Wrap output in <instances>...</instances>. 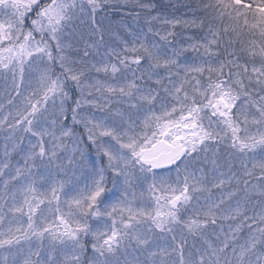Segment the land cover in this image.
Listing matches in <instances>:
<instances>
[{"label":"snow or ice","instance_id":"snow-or-ice-1","mask_svg":"<svg viewBox=\"0 0 264 264\" xmlns=\"http://www.w3.org/2000/svg\"><path fill=\"white\" fill-rule=\"evenodd\" d=\"M112 6L0 0V77L11 78L6 102L16 108L0 119L10 142L0 158V264H264V0H201L192 19L153 16V4L136 0L147 31L129 28L95 62L102 34L91 43L81 34L82 56L65 43ZM177 28L195 31L181 41ZM72 87L104 115L81 116L75 101L87 143L74 140L69 155ZM91 149L98 160L86 161ZM201 153L211 168L197 175L188 162ZM171 166L174 182L162 175ZM218 219L234 227L210 242ZM130 247L144 259L129 260Z\"/></svg>","mask_w":264,"mask_h":264},{"label":"rangeland","instance_id":"rangeland-1","mask_svg":"<svg viewBox=\"0 0 264 264\" xmlns=\"http://www.w3.org/2000/svg\"><path fill=\"white\" fill-rule=\"evenodd\" d=\"M247 1V0H246ZM109 3L111 5H113L112 7H108L105 8L103 10H101L97 16H96V24L93 25L91 23V21L86 20L84 23H79L77 24L76 27V32L74 34V41H80V37L81 34L83 35V39L85 41H88L89 43H91L93 40L94 41H100V37L101 34L103 35V42L104 44L102 45V43L99 45V54L97 56H93L91 57L92 62H95V59H98L101 55L103 56L105 51L113 48V47H117L120 44V41L117 39V37L119 36L120 38H130L128 36V29L131 28L133 30H139L140 27H144V30L147 31L146 26L144 25V20L143 18L137 20L135 19V14L137 11H139L138 8L134 7L133 5H135L136 0H109ZM131 7H134V12L133 14L129 11L131 9ZM106 9L109 10V12H106ZM152 15L153 16H159L162 19H173L175 17H171V16H166L163 14H155L152 11ZM113 16H117L119 18V20L117 18H114ZM133 16V18H132ZM104 18H107L110 22L114 19L113 22H115L114 24H111V27H106V23L103 22L101 23V20ZM176 18H182V19H192L190 17L184 18V17H176ZM117 19V20H115ZM139 21V22H137ZM109 22V24H110ZM100 26H104L105 30L104 31H97L94 35L92 34V30L93 28H98L100 29ZM170 27V26H169ZM157 30L161 31V34H163V25L158 23L156 25ZM111 29L110 32H107ZM102 30V29H101ZM176 31L179 33L177 39L178 40H186L188 36H190L195 29H179L177 28ZM107 33V35L105 34ZM66 35H68V33H66ZM105 36V37H104ZM107 37H109V39H106ZM71 40V42L73 41L72 36H69V40H66L65 43H68ZM83 44V43H81ZM79 49H83L84 45L81 46H76ZM70 51V50H68ZM101 54V55H100ZM194 55V54H192ZM78 60V59H77ZM226 71V70H225ZM59 72L58 66H57V73ZM11 79L9 78L7 81H5L4 78L0 77V103L3 104V107L0 108V119H2L4 116L8 115L9 112H15L16 108H14L12 105L7 104L6 102V93L8 92V89L11 87L10 84H8V87L5 86L6 82H10ZM205 82H206V77H205ZM11 90V88L9 89ZM31 91V89H26L24 94L27 95L29 92ZM68 94H69V98L65 103V109L67 112V119L63 121L64 124H66L69 128H72L75 135L73 137H69L65 139L66 144L68 145V149L69 152L68 154L71 155V149L75 146L73 144L74 140H81L84 143H87V131L85 130L83 124H74L72 121V111L71 109L73 107H76L75 101L77 99H81L82 100V104H81V108L77 109L78 113L81 116H91V115H95L97 117L103 116L104 112L101 111L100 108L95 107L94 104H87V103H83V98L81 97V94L79 92V90H77L76 88L72 87L68 89ZM85 96L87 97V93H85ZM88 99H91V97H87ZM99 103H103V100L98 101ZM14 103H16L18 106L22 107L23 105L20 103V101H15ZM60 101L57 100L56 104L59 105ZM239 103V101H238ZM123 107L127 108V105H124ZM159 107V105H157V108ZM49 110H52V106L51 103H49ZM6 135H7V130L6 129H0V158L3 157L4 154V146L5 143H9L8 141H6ZM23 135L24 139H23V143L21 144V147L23 148H27L28 147V139H29V135L28 134H21ZM81 147L84 146V144L82 143L80 145ZM196 154H193V156L195 157ZM221 155V163H223L224 161L228 160L229 157L227 156V153L224 151H221L220 153ZM13 156V162L15 163L16 161H18L20 159V155L17 152H13L12 153ZM92 160H98V158L96 157L95 154V150L91 149L89 151L86 152V161H92ZM189 167H188V171H192V172H196L197 175H199V169H209L211 168V165L204 159V154L201 153L198 159H193L190 158L189 159ZM236 163V169H239V162H235ZM250 166V165H249ZM85 170H86V165H85ZM226 170V169H224ZM78 174L80 172V170H77ZM162 175H164L165 177H169L171 179V181H175L176 177H177V171L176 168L169 170V171H164L162 172ZM183 179V166H181V180ZM111 186V185H109ZM145 189L147 188V185L144 186ZM242 187V185H241ZM217 195H219V193H217ZM256 194H254L255 196ZM203 202V201H201ZM248 215H252L251 210H249ZM90 223L92 224V227L95 228H100L101 230H103V224H98L94 221H90ZM230 225L234 227V223L232 220L229 219H224V220H219L217 221L216 225H213L211 227H209L208 231L210 234V242L214 241L216 238V235H219L221 238H223L225 233H229V228ZM212 233H215V235H212ZM230 234V233H229ZM248 233H247V229H241V232L238 234V239H237V246L244 244L245 239L247 238ZM93 237L91 235L85 236L83 237V242L85 244L86 247V252H85V256L86 257H90L92 255V251H91V242H92ZM170 240V237H169ZM161 243H164V241H161ZM203 243L202 240H200L199 238L197 239H193L192 237H188V244L189 246L195 244L196 247H200V245ZM123 255H121V259H123ZM126 255L128 256V259L131 260L133 259V257L138 256L141 260L144 259V256L139 253L138 251H135L133 248H129L127 250Z\"/></svg>","mask_w":264,"mask_h":264},{"label":"trees","instance_id":"trees-1","mask_svg":"<svg viewBox=\"0 0 264 264\" xmlns=\"http://www.w3.org/2000/svg\"><path fill=\"white\" fill-rule=\"evenodd\" d=\"M143 2L153 4L155 7L153 8L152 11L155 14H163V15L171 16V17H175V18L176 17H184V18L190 17V18H193V12L194 11H198L195 8V6L197 4H199V3H201V0H143ZM245 2H247V1L245 0ZM129 11L132 14L134 12H136V11H134V7H131V9ZM106 12L108 13L109 10L106 9ZM113 17L114 18H117L119 20V18L117 16H113ZM132 18H133V16H132ZM117 19H115V20H117ZM113 21H114V19L110 22L107 18H104V20L103 19L101 20V23L105 22L106 23L105 24L106 27L109 28V27H111V24H114L115 23ZM109 22H110V24H109ZM137 22H139V21H137ZM100 29H102V31L105 30L104 26H100ZM110 31H111V29L109 31H107V32H110ZM105 34L107 35V33H105ZM106 39H109V37H107ZM76 41H74V39L72 41V43L75 46H81V45H83V44H81L83 42H80L79 44H77ZM103 44H104V42H102V45ZM80 50H81L80 51V55L82 56L83 49H80ZM70 51H73V50H70ZM73 55H74V58L75 59H79L80 58V56H76L75 55L74 51H73ZM8 84H10V86H11V83L10 82H6L5 86L8 87ZM9 89H8V91H10ZM12 95L13 96H16V93L13 92Z\"/></svg>","mask_w":264,"mask_h":264},{"label":"water","instance_id":"water-1","mask_svg":"<svg viewBox=\"0 0 264 264\" xmlns=\"http://www.w3.org/2000/svg\"><path fill=\"white\" fill-rule=\"evenodd\" d=\"M171 167H173V166H171Z\"/></svg>","mask_w":264,"mask_h":264}]
</instances>
